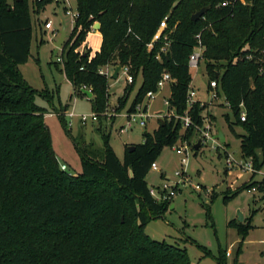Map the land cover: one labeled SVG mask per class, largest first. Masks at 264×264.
<instances>
[{
    "label": "trees",
    "instance_id": "trees-1",
    "mask_svg": "<svg viewBox=\"0 0 264 264\" xmlns=\"http://www.w3.org/2000/svg\"><path fill=\"white\" fill-rule=\"evenodd\" d=\"M33 3L39 14L53 0ZM206 7V14L193 22L191 17ZM77 9L80 16L62 50L63 71L77 97L87 98L82 89L91 90L98 119L110 101L109 79L99 73L107 66H128L134 79L116 111L127 107L129 91L141 78L127 110L135 112L149 92H158L166 72L175 80L170 109L184 116L193 80L190 56L200 44L209 87L216 82L214 90L230 108L231 116L225 119L241 141L242 158L264 167V0H77ZM31 15L30 0H0V264H194L186 248L156 241L145 229L155 218H163L172 204L151 197L146 179L152 165L165 148L188 140L195 127L182 135L183 122L166 118L153 133L143 134L135 151L127 146L120 160L110 133L101 127L102 152L78 143L63 116L67 109H62L58 118L82 165L77 175L63 171L45 123L46 111L36 103L40 97L51 104L55 96L48 89L32 88L20 70L30 58ZM165 17L167 27L150 51L148 45ZM96 22L101 24L102 47L89 61L91 51L80 55L78 50ZM204 110L200 101L190 108L194 126H204ZM242 111L247 115L244 122ZM236 125L245 133H237ZM244 190L246 185L225 194L224 202ZM203 206L212 220L211 206ZM252 219L228 224L237 230L240 245L253 229ZM195 245L216 264H229L224 249L216 257ZM241 254L239 249L232 264H239Z\"/></svg>",
    "mask_w": 264,
    "mask_h": 264
},
{
    "label": "rangeland",
    "instance_id": "rangeland-1",
    "mask_svg": "<svg viewBox=\"0 0 264 264\" xmlns=\"http://www.w3.org/2000/svg\"><path fill=\"white\" fill-rule=\"evenodd\" d=\"M33 1L30 0L33 25L30 58L28 63L20 66V70L32 88L40 92L48 89L50 95L55 96L51 104L40 97H37L36 103L46 111L45 123L49 127L60 167L66 164L68 166L66 172L72 175L82 172L81 157L58 118L62 109H67L63 116L68 120L71 134L78 143L85 147L93 146L92 150L102 152L104 141L98 131L101 127L105 133H110V144L118 158L123 160L127 146L142 144L145 132L153 133L159 128L161 121L169 118L165 115L167 107L164 103L169 98L170 87L166 86L157 93L154 99L145 101L144 105L147 106L151 117L145 128L136 126L132 130L121 133L120 128L125 124L123 116L140 87L141 78L132 92L129 91L130 98L127 107L121 112L117 111L120 116L110 117L107 114H112L113 110L118 108V101L124 96L128 85L126 76L120 73L117 80L109 79L110 101L107 111L102 116V120L96 118L92 102L74 94L73 86L63 71V63L55 64L58 63V58H62L63 50V48H56L55 42L60 39L61 33L58 34L63 27L67 30L66 41H68L74 29L71 17L67 16L63 6L57 3L48 5L37 14ZM49 20L53 23L54 32L45 29V23ZM86 44L91 51V57L94 58L102 47L101 34L91 31L87 34ZM194 53L203 55L204 49L200 44L194 48L192 54ZM191 73L193 78L191 85L195 87L198 98L207 101L202 113L205 120L204 126L200 130L195 129L188 140H180L175 145L178 148L188 147L187 164L181 165L186 154L169 147L164 149L157 161L160 171H150L146 179L149 187H157L166 181L162 173L165 174L170 184L184 179V177H176L177 172H185L184 176L187 181L180 185L179 193L174 196L164 217L152 220L145 231L156 241H166L182 249L186 248L194 264H216L212 257H205L203 251L195 245L196 243L207 248L216 257L219 255L220 248L224 249L229 264H232L239 249L242 251L239 264H264V222L260 209L261 203L247 190L242 191L227 203L224 202L225 194L235 192L244 185L248 187L249 179L248 176H242L241 171L234 165L235 161L239 162L242 159L241 141L229 130L225 119L226 115L231 116L230 108L220 104L224 102L222 97L211 101L213 93L207 92L209 78L205 61L202 58L199 68H191ZM72 112L76 116L71 119L67 115ZM158 114L163 117L160 121L156 117ZM83 117H87L86 124L81 121ZM230 119L234 120L233 117ZM219 128L226 135L224 144L215 139ZM235 130L239 134L245 133L241 126L236 125ZM205 132H210V138L205 137ZM184 133L183 129L181 134ZM200 139H202V145L195 155L194 146ZM220 144L226 151L220 148ZM95 156L100 155L97 153ZM229 159L233 162L231 168H228ZM212 196L217 197L214 202H211ZM205 204L211 206L212 220L206 216L203 206ZM238 212H241L245 219L253 216V229L242 245H240L242 240L237 230L228 226L231 221L237 220L238 222Z\"/></svg>",
    "mask_w": 264,
    "mask_h": 264
},
{
    "label": "built area",
    "instance_id": "built-area-1",
    "mask_svg": "<svg viewBox=\"0 0 264 264\" xmlns=\"http://www.w3.org/2000/svg\"><path fill=\"white\" fill-rule=\"evenodd\" d=\"M41 1V0H38ZM53 3H57L63 6V9L65 11V14L67 16H70L72 19V23L74 24L73 28H75L76 25V21L78 20L80 14L78 12L77 9V0H53ZM223 6H226L227 3L222 4ZM167 20L168 17H165L161 27L159 28L158 32L156 33V35L154 36L152 42L148 45V49L151 51L154 48V44L156 42H158L161 39L162 33L163 31L166 29L167 27ZM97 23V22H96ZM95 23V24H96ZM94 24V25H95ZM94 25L92 26V30L93 32H96V30L94 29ZM45 29L46 30H53V32L55 31L53 29V23L52 21H47L45 23ZM60 35V32L59 34ZM200 38V36H198V39ZM88 48H84V45L78 50L80 55L85 54L86 50ZM162 52H166V48H162ZM158 60H161V56L158 55L156 57ZM202 55L200 53H194L190 56V61H189V66L190 68L193 69H198L199 68V64L201 61ZM93 58L91 57V54L89 56V61H91ZM58 62H62V58H58L57 59ZM116 67H112V66H107V67H103L100 69L99 73L102 76H105L107 79H112L114 72H115ZM120 73H123L126 76V82L127 84H132L133 83V75L130 72V68L128 66L126 67H122L121 71L119 72L118 78L120 76ZM174 79L171 77V75L169 73H164L160 79V81L158 82L157 88H158V92L160 90H162L163 88H165L166 86H170L172 83H174ZM217 87L216 82H212L211 83V88L214 90ZM91 91V90H90ZM158 92H149L147 94L146 100H152L156 97ZM219 96L217 95L216 91L213 92L212 94V99L211 101H214L216 99H218ZM145 100V101H146ZM198 102V100H196V92L195 90H193L192 88L189 90L188 92V96H187V111L185 112L184 116H175V112L174 110L170 109V103H169V99L165 100L164 105L167 107V112H166V116L171 118L173 116H175L177 119H180L183 122V128L184 130H186L189 127H195L196 130H200L201 127H197L194 126V123L189 115V110L190 108L196 103ZM202 105L205 104V102L200 101ZM145 103V102H144ZM143 104L138 105V107L136 108L135 112L129 113L126 112V114L123 116L125 119V124L121 126L120 128V132L123 133L125 131H129L132 130L133 128H135L136 126H140L142 128H145L147 126V122L148 120L151 118L148 114V108L147 106H145ZM69 118H74L76 115L74 112L72 113H68L67 115ZM107 116L110 117H119L120 114H118V112L116 110H113L112 114H107ZM95 117L97 118V115L95 114ZM156 117L158 118V120L160 121V118H163L161 114L156 115ZM246 112L242 111L241 113V120L244 122L246 121ZM83 124H86L87 121V117H83L81 119ZM71 125V124H70ZM205 137L206 138H210V132H205ZM222 147V144H220V148ZM223 151L225 150L224 147ZM174 150H177V152L179 153H184L186 154V158L182 159V166H184L185 164L188 163V147L187 146H181L180 148L174 146L173 147ZM226 151V150H225ZM231 159H229L227 161L228 163V168H231L233 165L230 161ZM235 167H237L241 173L242 176H248V187H247V191L255 198L258 199V201L261 203V214L263 215V222H264V167L261 169H258L255 167L254 162L252 159H241L239 162L235 161ZM61 168L63 171H66L68 166L66 164L61 165ZM151 170L153 171H160L159 167L157 165V162L154 163L152 165ZM162 175H164V179L166 180L163 184L158 185L157 187H150V195L151 197L158 203L161 202H171L174 199V196L177 195L179 193L180 190V185L181 184H185L187 181V178H185L186 173L185 172H177L176 173V177L181 178L184 177L183 180H180L176 183L170 184L168 181V179H166L165 174L162 173ZM198 187V186H197Z\"/></svg>",
    "mask_w": 264,
    "mask_h": 264
},
{
    "label": "water",
    "instance_id": "water-1",
    "mask_svg": "<svg viewBox=\"0 0 264 264\" xmlns=\"http://www.w3.org/2000/svg\"><path fill=\"white\" fill-rule=\"evenodd\" d=\"M208 10H209V7L203 8L199 12L195 13L191 17V20L193 22H198L206 14V12ZM94 29L96 31L100 32L101 24L97 22L94 25ZM66 36H67L66 29H63L60 39L57 42H55L56 48H58V49H62L63 48V46L65 44V41H66ZM121 69H122V66H117L116 67L114 75H113V79H116V80L118 79V75H119V72L121 71ZM217 77H219V74H217ZM82 92H83V94L86 97H88V99H92L93 98V94H92V92L90 90H87V89L83 88ZM161 123H163V121H161ZM215 139L219 140L222 144L226 143V138H225V135H224V133H223L221 128L218 129V134L215 136ZM201 145H202V139H200L199 142L194 146V150L195 151H199L200 148H201ZM129 150H130V152L135 151V146L134 145L129 146ZM244 220H245L244 219V215L241 212H238V222L239 223H244Z\"/></svg>",
    "mask_w": 264,
    "mask_h": 264
},
{
    "label": "crops",
    "instance_id": "crops-1",
    "mask_svg": "<svg viewBox=\"0 0 264 264\" xmlns=\"http://www.w3.org/2000/svg\"><path fill=\"white\" fill-rule=\"evenodd\" d=\"M63 29H66L65 27H63ZM63 29L61 30V32L60 33H62V31H63ZM96 32H99V31H96ZM66 33H67V30H66ZM100 33V32H99ZM101 34V33H100ZM101 37H102V35H101ZM57 42V41H56ZM88 48L87 47V44H86V42H85V44H84V48ZM170 87V95H169V98H170V96H171V85L169 86ZM192 89L193 90H195V87L192 85ZM196 92V91H195ZM207 92H210V93H213V92H215V90H213L211 87H209V85H208V89H207ZM168 98V99H169ZM87 99H88V97H87ZM218 99H220V98H218ZM90 100V99H89ZM196 100H198V101H202V102H207L206 100H202L201 98H198V96H197V93H196ZM220 104H223L226 108H227V106H226V104H225V100H224V102H220ZM213 105H215V104H213ZM212 105V106H213ZM159 121V120H158ZM223 133H224V131H223ZM224 135H225V133H224ZM225 138H226V135H225ZM245 219V218H244ZM246 220V219H245ZM245 220H244V222H245ZM244 244V243H243Z\"/></svg>",
    "mask_w": 264,
    "mask_h": 264
}]
</instances>
